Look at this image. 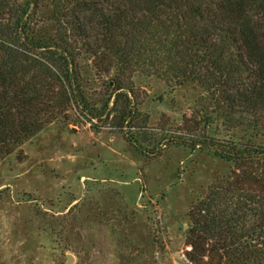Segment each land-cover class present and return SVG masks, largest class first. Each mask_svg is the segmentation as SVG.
<instances>
[{
	"label": "trees",
	"instance_id": "1",
	"mask_svg": "<svg viewBox=\"0 0 264 264\" xmlns=\"http://www.w3.org/2000/svg\"><path fill=\"white\" fill-rule=\"evenodd\" d=\"M140 79L196 88L171 141L229 164L189 208L185 258L264 264V0H0V161L73 107L140 149Z\"/></svg>",
	"mask_w": 264,
	"mask_h": 264
},
{
	"label": "rangeland",
	"instance_id": "2",
	"mask_svg": "<svg viewBox=\"0 0 264 264\" xmlns=\"http://www.w3.org/2000/svg\"><path fill=\"white\" fill-rule=\"evenodd\" d=\"M197 94L137 80L140 149L73 107L1 160L0 264H190L189 208L229 170L171 141L189 134Z\"/></svg>",
	"mask_w": 264,
	"mask_h": 264
},
{
	"label": "water",
	"instance_id": "3",
	"mask_svg": "<svg viewBox=\"0 0 264 264\" xmlns=\"http://www.w3.org/2000/svg\"><path fill=\"white\" fill-rule=\"evenodd\" d=\"M187 226V225H186Z\"/></svg>",
	"mask_w": 264,
	"mask_h": 264
}]
</instances>
